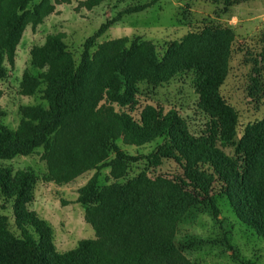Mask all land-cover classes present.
<instances>
[{
    "label": "trees",
    "instance_id": "obj_1",
    "mask_svg": "<svg viewBox=\"0 0 264 264\" xmlns=\"http://www.w3.org/2000/svg\"><path fill=\"white\" fill-rule=\"evenodd\" d=\"M104 1L84 0L80 6L91 10ZM183 1L198 0H177ZM199 1L226 15L231 7L253 0ZM31 2L0 0V81L7 74L4 64L14 66L26 27L34 30L56 5L69 0H39L30 6ZM112 22L106 21L84 41L78 60L68 51L61 33L47 35L42 45L33 46L29 65L41 72L31 75L25 71L19 94H38L40 102L18 108L20 120L15 129L0 123V162L42 148L48 182L67 184L95 171L77 198L94 238L79 240L74 248L59 252L52 226L29 209L39 178L32 171L0 165V210L10 207L17 231L14 234L8 217L0 214V264H197L184 253L204 242L186 239L177 244V228L201 204L222 225L218 200L225 201L237 221L264 241V107L263 116L238 133L237 112L220 92L229 73L233 28L207 22L202 29L159 49L140 38L96 44ZM262 49L259 56L264 58V42ZM253 64L246 93L258 101L264 81L256 61ZM191 70L199 74L197 104L209 120L208 129L200 134L192 133L176 110L164 113L147 105L135 120L111 105L128 108L140 83L156 87ZM155 141H159L156 148L141 157L127 154L118 144L141 147ZM231 142L233 157L220 147ZM139 161L144 168L130 176ZM165 161L177 164L186 176H152L150 172ZM104 168L109 169V183L100 181ZM199 169L214 175L212 194L211 182L204 179V186L194 182ZM230 241V232H224L215 242L234 256Z\"/></svg>",
    "mask_w": 264,
    "mask_h": 264
},
{
    "label": "rangeland",
    "instance_id": "obj_2",
    "mask_svg": "<svg viewBox=\"0 0 264 264\" xmlns=\"http://www.w3.org/2000/svg\"><path fill=\"white\" fill-rule=\"evenodd\" d=\"M39 0H32L30 6ZM83 0H69V3L55 6V11L47 16L42 24L32 30L27 26L14 57V66L6 68V78L0 81V123L15 129L19 123L18 108L21 105H32L40 102V95L33 97L19 94V84L25 71L38 75L41 71L29 65V52L33 46L42 45L47 35L61 33L68 51L78 60L84 41L93 35L106 21H113L108 29L97 40L104 41L127 37L132 40L140 38L152 42L157 49L165 43L180 40L191 31H198L204 24L211 22L216 26H230L235 32V40L229 63V73L221 87L224 100L234 108L238 115V133L244 126L259 120L263 116L264 84L259 100H253L246 93L248 79L253 62L264 81V0H253L237 4L230 8L226 15L218 7L203 1L177 2V0H105L102 4L87 10L80 6ZM145 6L141 11L127 13L129 8ZM199 74L195 70L178 73L169 82L150 87L140 83L132 104L124 108L112 103L116 112H129L136 120L141 109L152 105L164 113L176 110L186 120L189 130L200 134L208 129L209 120L198 107L196 87ZM238 138V135H237ZM120 148L132 156H144L153 151L159 141L141 147L125 146L118 142ZM221 144L218 143V146ZM221 150L229 157L234 156V145L226 143ZM39 148L25 157H16L10 161L0 162L13 171L29 170L38 178L33 203L29 206L37 215L46 220L54 230V243L59 252L74 248L79 240L94 238V231L84 220V208L77 202L78 190L86 184L95 171H88L67 184L57 185L45 180L47 169ZM144 168L143 161L132 166L130 176ZM200 170L197 186L211 182V194L216 190L214 175L208 170ZM204 171V173L202 172ZM152 176L162 174L169 177L186 176L183 170L172 161H165L153 172ZM109 169L100 171L101 183H109ZM189 182V181H188ZM220 222L217 224L211 217L208 206L201 204L191 210L180 222L176 232V242L186 239L202 240L204 243L184 254L197 264H264V241L253 230L237 221L225 201L218 200ZM9 219V226L14 234L10 207L0 210ZM231 227V230L230 228ZM224 232H230L233 253L215 241L221 240ZM248 261V262H247Z\"/></svg>",
    "mask_w": 264,
    "mask_h": 264
},
{
    "label": "crops",
    "instance_id": "obj_3",
    "mask_svg": "<svg viewBox=\"0 0 264 264\" xmlns=\"http://www.w3.org/2000/svg\"><path fill=\"white\" fill-rule=\"evenodd\" d=\"M84 1V0H83Z\"/></svg>",
    "mask_w": 264,
    "mask_h": 264
}]
</instances>
